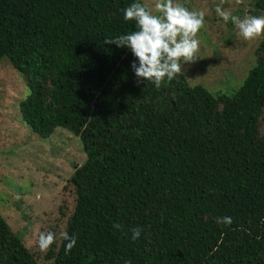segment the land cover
<instances>
[{
	"label": "trees",
	"instance_id": "1",
	"mask_svg": "<svg viewBox=\"0 0 264 264\" xmlns=\"http://www.w3.org/2000/svg\"><path fill=\"white\" fill-rule=\"evenodd\" d=\"M142 0H0V62L23 77L21 122L63 128L85 161L52 264H264V35L231 94L179 74L138 83L123 10ZM264 7L258 0L254 11ZM231 217L230 225L217 218ZM115 224L122 227L117 229ZM142 228L139 239L132 229ZM0 264H38L0 214Z\"/></svg>",
	"mask_w": 264,
	"mask_h": 264
},
{
	"label": "rangeland",
	"instance_id": "2",
	"mask_svg": "<svg viewBox=\"0 0 264 264\" xmlns=\"http://www.w3.org/2000/svg\"><path fill=\"white\" fill-rule=\"evenodd\" d=\"M154 10L155 0H142ZM190 11L205 12V26L197 35L198 60L182 65L191 85H202L212 93L231 95L255 63V51L262 35L246 41L230 21L216 13L220 0H174ZM258 0H225L222 7L233 15L262 14L254 11ZM154 14H156L154 12ZM27 88L8 61L0 62V214L18 234L38 264H52L41 252V232L59 234L75 205V191L69 180L85 161L80 140L63 128L41 139L22 122L19 103ZM264 130V121L261 122Z\"/></svg>",
	"mask_w": 264,
	"mask_h": 264
},
{
	"label": "clouds",
	"instance_id": "3",
	"mask_svg": "<svg viewBox=\"0 0 264 264\" xmlns=\"http://www.w3.org/2000/svg\"><path fill=\"white\" fill-rule=\"evenodd\" d=\"M224 2L220 0L216 6L217 15L225 23L230 21L234 24L244 40L251 41L264 35V13H249L241 18L224 9ZM123 18L125 21H135L137 30L108 38L105 43L131 50L138 60V65L136 62L132 64L138 83L147 81V84H154L159 89L166 79L171 81L182 73V65L198 60L200 41L197 35L205 26L204 11H190L174 0H155L154 10L145 3H132L123 10ZM221 222L230 225L232 219L217 218V223ZM114 227L120 229L122 226L115 224ZM142 231L140 227L133 228L132 239H139ZM57 238L54 232H41L38 238L41 252H46ZM59 238L68 241L66 254L77 243V237L70 236L66 231L61 232Z\"/></svg>",
	"mask_w": 264,
	"mask_h": 264
}]
</instances>
